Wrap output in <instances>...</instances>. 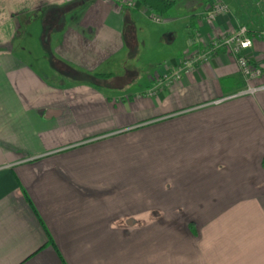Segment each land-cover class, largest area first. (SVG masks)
<instances>
[{"label": "crops", "instance_id": "1", "mask_svg": "<svg viewBox=\"0 0 264 264\" xmlns=\"http://www.w3.org/2000/svg\"><path fill=\"white\" fill-rule=\"evenodd\" d=\"M217 2L228 13L208 21ZM149 12L140 0H0V264H264V88L233 97L244 81L212 47L238 26L264 30V0H204L173 51L175 32L151 29ZM248 56L262 72L251 85H264V40ZM141 58L159 65L156 95H112L115 69ZM154 120L163 202L128 213L93 162Z\"/></svg>", "mask_w": 264, "mask_h": 264}, {"label": "rangeland", "instance_id": "2", "mask_svg": "<svg viewBox=\"0 0 264 264\" xmlns=\"http://www.w3.org/2000/svg\"><path fill=\"white\" fill-rule=\"evenodd\" d=\"M171 1H174V5L166 12L160 13L152 11L149 12V17H142L141 20L151 26V29H155L156 27L160 28L158 34H166V31L169 29L174 31L177 40L174 42H164V47L173 51L181 44L180 39L185 29V23L187 22L183 17L190 18L193 15L199 14L202 10V2L204 0ZM194 8H197V10H194ZM151 17H159L162 21L160 23H154L151 20ZM172 18L179 20L172 24L168 23L167 20ZM17 38H20V36L17 35ZM11 40V42H19L22 46L26 47H29L32 43V39ZM149 63L150 62H147V59L141 58L135 62V66L131 67L132 64H130L126 70L116 68L113 78L105 82L106 85L115 88L116 91L112 93V95H117V97L135 95L138 93L141 95L143 92H147L149 95H156L157 88H154L153 86L155 85L154 81L156 82L158 77L157 70L159 65L151 66ZM161 64L164 65V63ZM133 85L140 87L137 89H130V86ZM117 101L121 102L122 100L117 99ZM152 116L155 117L156 115ZM156 125V121L154 120L136 125L132 130L128 129L122 132L124 134L120 136L121 138L118 144L119 146H123V148H119L117 153L118 157L117 155H111L112 147L104 146L102 151L107 152L106 159L108 160L106 161L103 157H100L99 161L93 162L98 170L96 178L100 179L106 175H110L112 183H116L115 187L116 192L118 191L117 194L119 195V198L122 195L125 196V198L126 196L128 197L126 199L128 204L126 210L128 213L141 214V210H146L147 207L153 212L159 204L163 202L158 201L157 196L159 187H161V181H159L160 156L158 152ZM97 152H99V150ZM171 159L172 157L169 160L170 162L172 161ZM115 161H117V163L113 166L112 163ZM107 167H110L108 172L105 170ZM170 175L172 176V174H169V176ZM162 178L165 177L162 176ZM162 180L165 181L166 179ZM126 182L127 186L123 187L122 185ZM145 197H147L149 201H144ZM164 202L168 203L169 201ZM189 216H191L189 211H186L181 215L183 219H188Z\"/></svg>", "mask_w": 264, "mask_h": 264}, {"label": "built area", "instance_id": "3", "mask_svg": "<svg viewBox=\"0 0 264 264\" xmlns=\"http://www.w3.org/2000/svg\"><path fill=\"white\" fill-rule=\"evenodd\" d=\"M128 6H131V4L129 3ZM224 13H228L227 7L222 2H217L210 6L205 18L208 21H213L218 15ZM153 20L160 22L158 17H154ZM254 38L264 40V30H251L247 26L242 25L238 26L230 35L224 36L212 43L214 49H225L234 58L240 76L244 81V89L233 97L254 95V93L264 88V85H251L262 75L261 70L251 62L248 56ZM184 63L188 64L187 61H184Z\"/></svg>", "mask_w": 264, "mask_h": 264}, {"label": "trees", "instance_id": "4", "mask_svg": "<svg viewBox=\"0 0 264 264\" xmlns=\"http://www.w3.org/2000/svg\"><path fill=\"white\" fill-rule=\"evenodd\" d=\"M140 2L147 10L160 13L166 12L174 5V1L170 0H140Z\"/></svg>", "mask_w": 264, "mask_h": 264}]
</instances>
